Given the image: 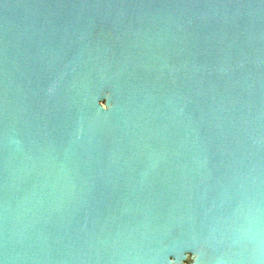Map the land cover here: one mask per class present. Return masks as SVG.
Segmentation results:
<instances>
[{
    "label": "water",
    "instance_id": "obj_1",
    "mask_svg": "<svg viewBox=\"0 0 264 264\" xmlns=\"http://www.w3.org/2000/svg\"><path fill=\"white\" fill-rule=\"evenodd\" d=\"M0 264H264V0H0Z\"/></svg>",
    "mask_w": 264,
    "mask_h": 264
}]
</instances>
